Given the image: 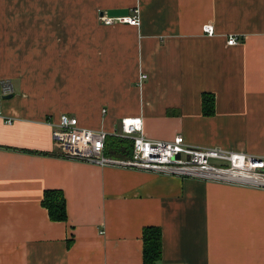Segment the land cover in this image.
I'll return each instance as SVG.
<instances>
[{
  "label": "crops",
  "instance_id": "0c3cea01",
  "mask_svg": "<svg viewBox=\"0 0 264 264\" xmlns=\"http://www.w3.org/2000/svg\"><path fill=\"white\" fill-rule=\"evenodd\" d=\"M135 8L139 26L101 21ZM0 80V264H144L147 227L158 264H264V189L70 160L53 138L63 114L110 136L142 117L150 140L264 158V0H0Z\"/></svg>",
  "mask_w": 264,
  "mask_h": 264
},
{
  "label": "built area",
  "instance_id": "2783aa9c",
  "mask_svg": "<svg viewBox=\"0 0 264 264\" xmlns=\"http://www.w3.org/2000/svg\"><path fill=\"white\" fill-rule=\"evenodd\" d=\"M105 25L115 23L140 25V11L110 18L102 16ZM203 32L208 37L215 35L212 25H205ZM233 46L238 44L236 36L228 40ZM147 76L142 75L141 79ZM3 95H13L14 87L9 80H0ZM0 101V117H2ZM11 119L7 123H12ZM142 117H126L120 121L119 129L113 136L131 139L134 142L132 157L114 159L105 154V144L109 133L83 128L76 117L63 114L54 125L53 138L63 158L95 163L100 166H113L166 176H179L202 181L232 183L264 189V158L251 154L228 151L219 148H201L188 144L182 135L171 141L150 140L144 135Z\"/></svg>",
  "mask_w": 264,
  "mask_h": 264
},
{
  "label": "trees",
  "instance_id": "16d2710c",
  "mask_svg": "<svg viewBox=\"0 0 264 264\" xmlns=\"http://www.w3.org/2000/svg\"><path fill=\"white\" fill-rule=\"evenodd\" d=\"M214 97L206 95L204 100V113L212 114V103ZM134 142L131 139L117 136H109L105 144V154L114 159H128L132 157ZM42 205L47 209L49 216L54 222H66V200L61 191H47ZM163 235L158 227H147L143 231V263L158 264L162 261Z\"/></svg>",
  "mask_w": 264,
  "mask_h": 264
},
{
  "label": "rangeland",
  "instance_id": "374dc122",
  "mask_svg": "<svg viewBox=\"0 0 264 264\" xmlns=\"http://www.w3.org/2000/svg\"><path fill=\"white\" fill-rule=\"evenodd\" d=\"M63 152L61 150H58V155H62Z\"/></svg>",
  "mask_w": 264,
  "mask_h": 264
},
{
  "label": "water",
  "instance_id": "95a60500",
  "mask_svg": "<svg viewBox=\"0 0 264 264\" xmlns=\"http://www.w3.org/2000/svg\"><path fill=\"white\" fill-rule=\"evenodd\" d=\"M13 97V95H10V96H7L6 98H12Z\"/></svg>",
  "mask_w": 264,
  "mask_h": 264
}]
</instances>
